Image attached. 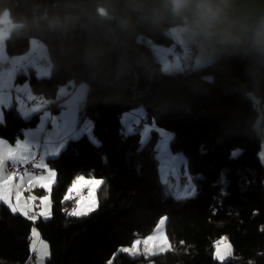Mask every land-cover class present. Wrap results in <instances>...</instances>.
I'll list each match as a JSON object with an SVG mask.
<instances>
[{"label": "trees", "instance_id": "trees-1", "mask_svg": "<svg viewBox=\"0 0 264 264\" xmlns=\"http://www.w3.org/2000/svg\"><path fill=\"white\" fill-rule=\"evenodd\" d=\"M5 12L19 25L6 39L8 56L27 53L35 40L50 61L49 78L32 70L16 78L34 101L46 102L29 105L57 114L59 87L85 83L79 116L91 121L98 144L85 135L70 138L59 156L48 159L56 176L47 222L34 223L0 204V264L28 262L33 226L48 242L46 264H221L214 246L222 238L233 248L222 264H264V163L254 129L264 103V59L218 44L213 63L162 72L152 47H170L169 31L187 23L166 0H0V15ZM139 108L152 127L145 142L144 128L126 134L122 122ZM39 114L26 120L14 104L5 109L0 139H23ZM163 131L172 134L171 151L186 157L194 197L178 199L159 181L155 157ZM81 175L103 180L98 206L89 215L70 216L75 202L64 197ZM163 217L171 251L150 259L119 251L151 235Z\"/></svg>", "mask_w": 264, "mask_h": 264}, {"label": "snow or ice", "instance_id": "snow-or-ice-1", "mask_svg": "<svg viewBox=\"0 0 264 264\" xmlns=\"http://www.w3.org/2000/svg\"><path fill=\"white\" fill-rule=\"evenodd\" d=\"M11 78V73H8L7 77H5L4 74H0V105L7 106L9 104L10 96L6 93V89L10 87ZM17 91L27 92V88L25 87L23 90L17 89ZM28 99L32 100L35 98L29 93ZM18 102L21 105L19 110L25 118H27L30 113L39 111V107L28 108L23 104V101L18 100ZM142 116L143 112L140 111L125 117L126 134L132 132L133 126L142 118ZM60 119L63 123V127L60 128V125L56 124L54 121V124H56V127L59 129V139L53 149L46 153L48 155H58L67 138L78 137L84 133L90 134L91 123L87 121L83 124L79 131L76 130V107L74 101H69L66 104L65 111L62 113ZM48 120L49 117L46 115L42 121L39 131L43 130V125ZM0 123H3L2 112H0ZM150 130L151 129L147 127L144 129L143 136L145 139L147 138V134ZM34 135L35 133L32 132L26 133V136L29 137ZM161 136L163 139L161 140L157 150L160 153L159 159L162 165L163 183L168 186L170 192L175 193L178 199L194 194L195 187L191 182V177L187 176L186 172V183L183 187H181L180 184L181 176L179 173V165L184 162L183 157H173L166 148L170 137L164 132H161ZM90 139L94 144L98 143L94 137H91V135ZM233 155H236V153H233ZM8 162H11L12 166L17 170L12 173H8ZM28 164H32L33 168L39 169L40 172L37 174L35 172H28L25 169L21 173L19 171V167ZM55 176V171L50 169L48 165L44 163L43 157L41 156L39 159L37 158L34 146L28 140H25L24 142L17 140L14 147L9 146L5 141L0 140V202L8 205L9 209L13 213L18 212L33 222H35L38 217H43L45 219L49 218L51 214L49 196L51 187L55 183ZM169 176L172 177V180L169 179ZM101 184H103V180L101 179H86L82 175L77 176L64 197L65 201L73 199V193H75V197L77 198L75 201V207L67 214L70 216H86L95 211L98 205L94 198L82 201L79 199V197L83 188H89V192L91 193L94 188L99 187ZM26 185L27 187L25 188ZM34 187H40L46 192L45 197L39 201V207L41 210L38 212L33 211L34 205L31 203V201L36 200L35 197L30 196L28 199L23 200L21 198L22 189L31 192ZM164 223V219L159 221V225H163ZM162 231V228L158 226L153 235L147 237L143 241H135L131 248H121L119 251L129 255H138L140 254V245H143L145 255L155 254L156 252L163 251L170 246L168 245L166 238L162 235ZM154 242L156 244L155 248L152 247ZM47 247V244L39 240L38 233L36 232V229L33 228L32 250L37 253L38 264H43V257L48 255ZM215 249L216 251L214 258L221 261V264L226 257L232 255V248L227 242V238H222L220 241H218L215 244Z\"/></svg>", "mask_w": 264, "mask_h": 264}, {"label": "rangeland", "instance_id": "rangeland-1", "mask_svg": "<svg viewBox=\"0 0 264 264\" xmlns=\"http://www.w3.org/2000/svg\"><path fill=\"white\" fill-rule=\"evenodd\" d=\"M0 25L2 26L1 29H0V65H1L0 66V74H4L5 77H7L8 73L12 74V78H11V81H10V87L6 89V93L10 96V101H12V97L14 98L15 102H17V105L19 106L18 109H20V107H21V105L18 102V100L23 101V104L26 107L31 108L33 106H30L29 102H31L32 100L28 101L29 100L28 99V94L30 93V95L33 97V93H32V91L30 90L29 86L26 83H24V84L23 83H17L16 82V78H17V76L19 74H25V75L29 74V72L31 70L34 71V74L36 75L37 78H49L51 76V65H50L49 58L47 56V52H46L45 48L41 44H39L38 42L33 40L31 42V47H30V49H29V51L27 53L22 54V55H16V56H13V57H9L7 52H6L5 42H6V39L9 37L10 33L14 29L19 27V25L12 23L10 21V19H9L8 14L6 12L0 15ZM183 27H185V26L174 28V29L175 30L176 29H182ZM172 30L173 29H171L170 31H172ZM175 30H173V31H175ZM198 53H199V49H198ZM177 57H179V56L175 55L176 65L179 66L180 62H179ZM218 58H219V54H218L217 59ZM217 59H214L213 61H211V63H213ZM42 60H45L47 62V66L46 67L40 66V62ZM158 61L161 62L162 72H164V73L165 72H170V71H166L167 70L166 69V63H165L163 57H159ZM7 64L9 65V67L7 66ZM204 66H206V65H204ZM192 68H195V67L193 66ZM25 87L27 88V92H25V91H17V89L23 90V89H25ZM87 89L88 88H87V85L85 83L79 84L78 86H76L72 90L68 89L67 86H61V87H59V89L57 91L56 100H61L62 101L61 102L62 108L59 110V112L57 114L53 113L52 111H50L48 109L44 110L41 107H39V111L30 113V115L27 118H25L23 116L24 119L27 120V119H30L33 116V114H35L37 112L40 113L39 114V122L37 123L36 127L29 128V129L24 131L25 135H26V133H29V132L35 133V135L32 136V138H31V136L30 137L26 136V138L20 139L19 141L24 142L25 140H28L34 146V149L36 150L37 154H39L40 157L41 156L43 157L44 163H46L47 165H48V162H47L48 158L45 156V153L42 151V149H44L42 147H45V149H46V145H48V141L49 140H51V139L58 140L59 139V136H58L59 129L56 127V124H59L60 128L63 127V123L61 122L60 118L62 116V113H64V111H65L66 104L69 101H74V103H75V107H76V125H75V127L78 128L77 131H79V129L83 126V124L86 121L91 123V121L88 118H86V117L82 118V117L79 116L81 108H82V106H83V104L85 102V99H86ZM251 99L253 100L255 105L258 104V101H257V99H256V97L254 95H251ZM27 101H28V104H27ZM9 104H11V105H9ZM9 104L4 109L2 108V106H4V105H0V112L3 113V111L5 109H8V108H10L13 105V103H9ZM140 111L143 112V116L142 117H144V110L142 108H139L134 113L140 112ZM46 115H47V117H49V120L46 123H44L43 130L39 131L40 126L42 124V121L44 120ZM125 117H127V116H125ZM125 117L122 118V122L124 124H125ZM3 119H4V115H3ZM54 121L56 122V124H54ZM259 123H260V121L257 120L256 123L254 124V129L257 130L258 132H259ZM146 127L149 128V129H152V127L149 126V125H145L144 129ZM48 129L51 130V132L49 133V135L47 137H44V132L46 130H48ZM140 130H143V129H140ZM150 132H151V130L148 132L147 138L149 137ZM163 132L167 133L168 136L170 137V139L168 140L167 146H166L167 151L173 157H176V156L183 157V161L184 162L179 165V173H180L181 178H185V180H186L185 172L187 173V176L190 177V175L187 172V160H186V157L181 152L180 153H174V152L171 151L170 141L172 139V134L169 133V132H165V131H163ZM143 133H144V131H143ZM143 133H142V141L145 142L147 140V138L145 139V137L143 136ZM83 135L87 136L89 139H90V135H91V137H94V135L92 133V123H91L90 134L89 133H84V134L79 135L78 137H81ZM78 137H70V138H78ZM70 138H68L67 140H69ZM162 139H163V137L161 136V132H160V139H159L158 146L160 145ZM0 140L5 141L9 146H12V147H14L15 144H16V143L15 144H10L9 142H7L6 140H3V139H0ZM90 141H91V139H90ZM66 142L67 141L65 140V142L63 144V147L59 151V154L55 155L56 157L59 156L60 153L65 149ZM97 144L98 143H96V145ZM159 155H160V153L157 152L155 158H156V161H157V164H158V178H159V181L161 183H163V180H162V165H161V161L159 159ZM259 157H260L261 162L264 163V149L263 148H262V150L260 152ZM8 163H11V162H8ZM169 179L172 180V177L169 176ZM191 182L194 185L192 177H191ZM96 189H97V187L94 188L91 191V193H89L88 196H84V197H81L79 199H81L82 201H85V200H89L90 198H94L95 201H96ZM172 193L176 197L175 193L174 192H172ZM195 194H196V191L194 192V194H192L190 196H186V197L179 198V199L191 198V197H194ZM45 195H40L39 193H35L34 191L25 192V191H23V189L21 190V198H22V200L23 199H28L30 196L36 198L35 201H31V203L34 205L33 211L36 209V212L41 210L40 207H39V201H40V199L44 198ZM49 199H50V196H49ZM96 203H97V201H96ZM2 204H4V203H2ZM5 206H8V205L5 204ZM50 206H51V200H50ZM73 208L74 207H72V209H70L69 212H71L73 210ZM38 218L36 219V221L34 223L39 221ZM49 219H50V217L47 218V219L44 218V219H42L43 220L42 222H47ZM161 219H164L165 223L163 225H159V222H158L151 235L154 234V232H155V230L157 229L158 226L161 227L162 230H163L162 231V235L166 238L167 243H168V245L170 247L166 248L163 251L156 252L155 254L145 255L144 252H141L139 250L140 254H138V255H129V254H127V256H129L131 258L143 257L145 259H150V258H154L156 256H159L160 254H163L165 252H168V251L172 250L171 243H170L169 239L167 238V235H166V232H165L166 218L163 217ZM33 228L36 229V232L38 233V236H39V240L43 241L48 246L47 247L48 255L43 257V264H46V261L49 258V245H48V242L45 241V240H42L40 238L39 231H38V229L35 226H33ZM151 235H149V236H151ZM149 236H147V237H149ZM146 238H144V239H146ZM144 239H137V240L143 241ZM137 240H135V241H137ZM227 242L231 245L230 241L227 240ZM131 246L123 247V248H131ZM152 247L153 248L156 247L155 242L153 243ZM231 248H232V245H231ZM31 250H32V231H31ZM215 251H216V249H215V246H214V256H215ZM33 253H34V251L32 250V254ZM124 254H126V253H124ZM35 256H36V261L37 262H34L33 264H38V256H37L36 252H35ZM232 257H233V248H232V255L229 256V257H226L223 260V262L231 260ZM217 261L221 263V261H219V260H217Z\"/></svg>", "mask_w": 264, "mask_h": 264}, {"label": "clouds", "instance_id": "clouds-1", "mask_svg": "<svg viewBox=\"0 0 264 264\" xmlns=\"http://www.w3.org/2000/svg\"><path fill=\"white\" fill-rule=\"evenodd\" d=\"M166 4L172 13L187 16L186 30L193 39L215 41L225 50L244 49L264 59V17L245 23L231 14L233 0H166Z\"/></svg>", "mask_w": 264, "mask_h": 264}, {"label": "crops", "instance_id": "crops-1", "mask_svg": "<svg viewBox=\"0 0 264 264\" xmlns=\"http://www.w3.org/2000/svg\"><path fill=\"white\" fill-rule=\"evenodd\" d=\"M231 14L233 16H238L245 23H248V24L255 23L261 17H264V0H233L232 13ZM184 26L185 27H183L182 29H176V30L173 29L175 31H173V30L169 31L168 34L172 38V41H173V44L170 47H166V48L152 47V51L154 52V54L158 60H159V57L164 58V61L166 63V69H167L166 71L184 72L186 70H194L196 68L203 67L204 65L210 64L211 61H213L214 59H217V57H218V54H219L218 48H217L218 43H216L215 41H209V40H206L203 38L193 39L190 36L189 32L186 30V24ZM191 44H197L198 49H199V53L193 61L190 59V55H189V52L187 50L188 46H190ZM178 48H181L183 50L185 57H182L177 52ZM175 55L179 56V57H177L179 62H180L179 66L176 65ZM169 57H173V61L171 63L168 60ZM7 66L9 67L8 64H7ZM193 66L195 68H192ZM33 97L35 98L34 95H33ZM28 101H31V100H28ZM28 101H27V104H28ZM9 103H13L15 105L18 113L23 117L20 110L18 109L19 106L17 105V102H15L13 97H12V101H9ZM9 105H11V104H9ZM5 107H7V106H2L3 109ZM258 107L260 110V117L258 119L260 121L259 133L261 135L262 148L264 149V103ZM131 114H133V113H131ZM136 125H137V123L133 126V130H135V131L137 130ZM77 129L78 128H76V130ZM50 132H51V130H49V129L46 130L44 132V137H47ZM23 138H26L25 134H24ZM31 138H32V136H31ZM67 139H66V141H67ZM57 141L58 140H56V139H51L48 141V145H46V149H45V147H42V148H44V149H42V151L45 153V156L48 159L56 157L55 155H48L46 153L50 152L53 149V147L55 146ZM36 154H37V152H36ZM37 156L40 157L39 154H37ZM85 178L87 179V177H85ZM26 187H27V185L25 186V188ZM85 189H87V193L85 196H88L90 193L89 188L85 187L82 189V191ZM40 190L44 191V194H42V195L46 194L45 190L40 188V187H34L32 189V191H34L35 193H40ZM23 191L28 192L27 190H24V189H23ZM73 194H75V193H73ZM40 195H41V193H40ZM0 204H2V202H0ZM73 207H75V205ZM34 212H36V209L34 210ZM50 213H51V206H50ZM25 218H27V217H25ZM38 219H39V221H43L42 219H44V218L39 217ZM35 262H37V261L35 260Z\"/></svg>", "mask_w": 264, "mask_h": 264}, {"label": "built area", "instance_id": "built-area-1", "mask_svg": "<svg viewBox=\"0 0 264 264\" xmlns=\"http://www.w3.org/2000/svg\"><path fill=\"white\" fill-rule=\"evenodd\" d=\"M235 17H237V16H235ZM188 50H189V52H190V54H191V58L192 59H194V58H196L197 57V54H198V46L196 45V44H191L189 47H188ZM178 53L180 54V55H182V53H183V50L182 49H180V48H178ZM183 56V55H182ZM172 58L171 57H169V61L170 62H172ZM42 64H44V62H42ZM45 101L43 100V99H38L37 101H34L32 104L33 105H35V104H38V105H41V106H43V105H45ZM145 123H146V121H145V119L144 118H141L139 121H138V124H137V129L138 130H140V129H143L144 128V125H145ZM38 158V157H37ZM39 159V158H38ZM27 170L28 172H35V173H39L40 172V170L39 169H34L33 168V166H32V164H28V165H23V166H20L19 167V171L22 173L24 170ZM17 169L16 168H14L13 166H12V164H7V171L9 172V173H12V172H14V171H16ZM184 180L183 179H181L180 180V184H181V186L184 184ZM86 193H87V190L85 189V190H83L81 193H80V197H82V196H84V195H86ZM73 199H72V202H71V204H74V202L76 201V197H75V195H73ZM79 197V198H80ZM139 250L141 251V252H144V247H143V245H140L139 246ZM35 258H36V256H35V252L30 256V258H29V260H28V262L26 263V264H32L34 261H35Z\"/></svg>", "mask_w": 264, "mask_h": 264}, {"label": "bare ground", "instance_id": "bare-ground-1", "mask_svg": "<svg viewBox=\"0 0 264 264\" xmlns=\"http://www.w3.org/2000/svg\"><path fill=\"white\" fill-rule=\"evenodd\" d=\"M34 101V100H33ZM144 118V117H143ZM146 125V124H145ZM139 131V130H138ZM184 179V178H183ZM183 187V186H182Z\"/></svg>", "mask_w": 264, "mask_h": 264}]
</instances>
